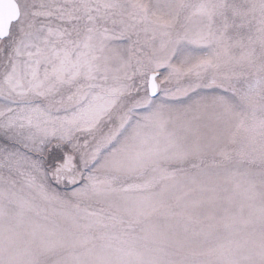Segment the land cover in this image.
<instances>
[{"label": "snow or ice", "instance_id": "obj_1", "mask_svg": "<svg viewBox=\"0 0 264 264\" xmlns=\"http://www.w3.org/2000/svg\"><path fill=\"white\" fill-rule=\"evenodd\" d=\"M0 264H264V0H0Z\"/></svg>", "mask_w": 264, "mask_h": 264}]
</instances>
